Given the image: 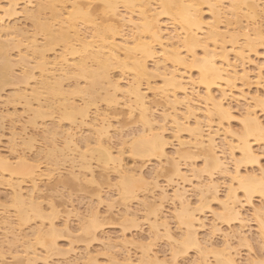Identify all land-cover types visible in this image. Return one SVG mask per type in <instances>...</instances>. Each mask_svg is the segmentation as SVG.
<instances>
[{"label":"bare ground","instance_id":"1","mask_svg":"<svg viewBox=\"0 0 264 264\" xmlns=\"http://www.w3.org/2000/svg\"><path fill=\"white\" fill-rule=\"evenodd\" d=\"M9 4L13 7L5 11ZM19 19L29 21L32 30L19 26L17 22ZM127 28L128 31L125 32ZM56 47L60 48V52L49 57V52L55 51ZM259 48H263L264 55V0H0V97L4 86L15 88L12 91L17 94L16 98L24 100L23 110L32 115L28 122L34 127L37 119L50 117L55 110L56 115L69 121L71 125L67 128L58 125L59 119L56 125L55 123L50 125L52 128L48 125L49 128H46L44 125L46 129L43 137L41 138L42 133L39 137L47 143L48 137L46 139L44 134L45 132L49 136L51 134L50 140L54 143H50L49 153L52 157L55 151L62 156V147L64 152L66 150V153L71 154L67 153L70 155L67 158V154L63 153L67 156L64 160L70 161L68 163L70 168L67 171L73 178L67 177L68 181L66 178L65 181L62 177L60 184L67 185L66 183H74V179L79 180L82 170L93 177L91 161L94 159L98 163L96 167L99 165L102 169L110 168L118 178L117 195L122 200L119 201L123 203V205L120 203L124 208L122 212L120 211L123 221L138 215L136 211H129L127 201L140 198V205L147 212L146 217L149 214L152 217L149 223L151 236L156 237L163 229V235L177 244L179 242L173 237L163 219V204L168 201L173 204H171L173 217L182 226V243L197 250L201 255L200 264H241L242 259L239 261L237 259L239 252H236V246L233 247L230 241L235 236L248 245L249 239L244 234L245 230L244 232L242 230L243 224L235 231L236 233L226 235L221 249H214V262L209 261L207 253L213 246L209 238L202 239L197 233L198 229L204 227V219L200 217L201 212L199 213L201 207H193L187 193L189 187L195 190L197 202L200 204L203 201L206 204L208 197L218 201L220 209L214 212V218L226 223L230 221L242 223L245 220L241 213L242 204L251 206L252 197L258 196L261 203L257 207L252 206V215L257 224L258 236L264 241V196L261 195L259 175L253 169L245 174L241 171L237 174L236 171L237 161H240L241 168L252 166L253 159L257 163L259 151L257 147L255 148L256 145L263 146L264 149V121L256 111L258 109L264 114V93L253 94L249 90L250 84H253V81H250V71L255 70L253 72L255 82L258 84L256 86H259V80H264L263 64L260 62V65L253 67V56L259 55ZM13 51L16 58L11 56ZM16 68L19 71L17 75ZM116 69L120 73L118 79H114V74H111V71ZM71 79L75 83H72L73 88L69 91L65 88V81ZM81 79L84 82L83 87L78 84V80ZM157 79L161 81L160 86L155 83ZM238 80L239 86L236 84ZM19 84L23 85V88L16 89L20 87ZM250 92L253 95H249ZM147 93L152 94L154 99H148ZM72 94L80 96L82 104L72 101L70 99L73 97ZM234 96L236 102L242 101L240 116H235L240 121L236 127L238 130L229 124V120L234 118L229 99L232 100ZM98 99L105 102L108 107L117 105L118 108V105H121L127 109L128 117H135L134 119L141 124L136 139L130 137L128 153L134 160L148 158L146 161L149 162V158L154 157L158 161L157 165L165 169V174L170 175L169 182L167 181L170 184H165L171 185L170 194L165 185L162 186L156 181L157 174L153 173L156 175L154 177L147 173L150 179L145 175L144 163L126 167L122 162V150L114 153V146L109 143L108 129L111 125L108 120L109 114H105L107 110H103L102 113V110L100 112L96 107L93 113L89 114L91 105L95 106ZM156 105L161 108L158 109L161 114L156 112L158 116L160 115L156 116L158 119L153 114ZM3 117L0 113V121ZM190 118L193 119L192 124L189 122ZM166 122L172 125L169 128L170 132ZM81 127L85 128L82 132ZM166 131L170 133L167 137ZM181 132L188 134V138L180 137ZM20 135L17 132L11 133L12 141L22 139L21 144L25 146V150L33 149L35 138L30 135L26 140L23 134ZM57 135H62L58 140L63 138L60 140L62 147L58 144L60 149L55 144L54 138ZM169 136L176 141L172 155L182 159L202 157L200 171L207 174L206 180L198 181L197 178L200 179V176L197 175L199 176H196L197 183L192 184L191 178L184 172L186 169L183 171L178 157L175 158L171 151H166L167 146L172 144H169L171 141ZM125 138L121 139L120 145L130 141ZM50 140L48 139L49 142ZM40 149L44 148L40 147L39 151L37 150L38 155L36 154L35 159L43 158V154L42 157L39 155ZM223 149L227 150L228 154ZM12 151L15 152L16 149L13 148ZM18 152L11 156L13 159L0 152L2 154L0 183L7 184L12 190L11 201L14 203L15 211L13 216L15 215L19 226L28 221L29 213L32 211L37 215L33 214L35 218L41 217L40 219L44 220V215L47 217L40 208L41 204L39 207L36 202L37 197H40L39 192L43 190L39 182L44 177L47 180L51 179L54 176L51 174L57 169L53 171L50 167L48 162L50 155L48 157L44 153L46 158L48 157L46 162L48 166L40 168L41 165L36 164L29 156L28 158L24 151ZM39 158L37 161L41 163ZM60 160L59 157L58 161ZM159 166L154 169H158ZM258 169L260 171L259 167ZM214 172H219L227 180L222 198L218 195L221 185L212 179ZM241 178L246 179L242 182ZM147 179L151 180V190H148V187L143 188L149 182ZM26 183L28 189L23 191ZM138 190L140 197L137 194ZM237 190H241L243 201L238 197ZM140 192L146 193L142 195ZM112 203L109 204L111 209L114 206ZM51 207L54 208L53 205ZM29 209L32 211L29 212ZM8 215L10 216L9 213ZM8 215L2 216V223L11 229V242L22 239V246L19 245L22 250L19 255L17 250V254L12 256L17 258L14 260L20 261V264H37L38 259L46 261L49 257L40 256L35 244L45 250L46 256H49L48 250L49 253L55 250L59 252L53 240L55 224L49 222L44 228V221L40 222L33 232L35 238L30 239L31 233L26 232H23L25 236L18 238L17 233L13 232L15 228L11 226L12 215L10 218ZM99 218L98 213L93 212L88 226L81 225L79 228L92 240L99 239L95 234V230L102 224L99 223ZM64 226L67 228V223ZM216 231L217 224L211 223L209 235L213 236ZM21 233L20 236L23 234ZM124 235L123 232L122 237ZM105 239L109 240L108 237ZM21 242L19 240V243ZM127 242L132 243L122 238L118 243L115 242V245L107 242V246L116 248L117 245ZM146 245L141 241L136 245L141 251L136 261L132 260L129 254L120 253L123 255L121 257L123 264H159L157 254L150 253ZM175 255L176 252L173 253L174 257ZM113 256H110V261L116 263L117 257ZM244 258L246 264H261L258 257ZM87 260L89 261V258Z\"/></svg>","mask_w":264,"mask_h":264},{"label":"rangeland","instance_id":"2","mask_svg":"<svg viewBox=\"0 0 264 264\" xmlns=\"http://www.w3.org/2000/svg\"><path fill=\"white\" fill-rule=\"evenodd\" d=\"M205 14H206V12H205ZM17 22H18L19 26H21L23 29H26L29 31L32 30V26H31L29 21L19 19V20H17ZM125 29H124V31H125ZM84 30H85V28H84ZM127 31H128V28L125 32H127ZM262 49L263 48L258 49V51L260 53L258 52L259 55L257 54L258 55L257 57L255 55L253 56V60H254L253 61L254 64L252 62L253 67H254V65H258L260 62H261L260 64L261 65L263 64V66H264V55H262ZM14 52L15 51L11 52L12 53L11 56H13L12 58H16V57H14L15 55H13ZM59 52H60V48L56 47L55 51L49 52V57H53L54 53L57 54ZM263 53H264V50H263ZM255 61H256V63H255ZM252 64H251V67H252ZM263 66H262V68H263L262 70L264 73V67ZM16 69H15V73L17 75V74H19V71H18V69L17 70ZM251 69H253V68H251ZM118 71H119L118 69L111 71V74H114V76H115L114 79L115 78L118 79L120 77V75H119L120 73H118ZM193 71L191 73H193V75H194L195 71L194 72ZM253 71L255 72L254 69L252 71H250V75H251L250 81H253V84H250L251 86H250L249 90L253 94H255L257 92L259 94H263L264 93V87H263L264 86V84H263L264 80L262 81V79H261L262 82L259 80L258 83H260V84H259V86H256L258 84H256V82H255L256 80H255ZM36 74H37V72H36ZM117 76H118V78H117ZM128 77H130V75H128ZM65 83L66 84L70 83L68 86L65 84L66 90L68 89L70 91V89L73 88L72 83H75V81L71 79V80L65 81ZM155 83H157L158 86L161 85V81L159 79L155 80ZM78 84L80 87L81 86L83 87L84 86L83 80L82 79L78 80ZM236 84L237 85L240 84V81L238 80L236 82ZM143 86H145V85L143 84ZM17 88L21 89V88H23V85H20V87L19 86L16 87V89ZM13 89H15V88H13L11 86H4L3 91L1 92L2 97H0V113L4 117L0 121V123H1L0 124V152L2 154H4V156L6 155L7 157L12 158L11 156H13V154H16L15 153L16 151H19L20 153H22L24 151L25 155L27 154V157L29 156L31 158V160L36 161V164L38 163L39 165H41V166H39L40 168L48 166L46 162H47V159L50 155L52 158V159L50 158V161L48 160V162L50 163V167L53 168L52 169L53 171L55 169H57V170H55L56 173L54 172V174H51V176L54 175L51 179L47 180L44 177V178L40 179L41 181L39 182V186H41L40 188H42L43 190L41 192H39L40 197L39 198L37 197L36 202H38L39 207L41 204L40 208H42V211L46 213L47 217L44 215V218H45L44 220L43 219L41 220L40 219L41 217L35 218V216H37V215L32 210L29 209V212L32 211V213H29L30 217H29L28 221H26L25 223H22L19 226H18V222L15 219V215L13 216V212H15V211H14V206H13L14 203L12 204V201H11V200H13V198L11 196V195H13L12 190H11V188H9V186L7 184L4 183L6 185L5 186L4 184L0 183V255H1L0 256V264L1 263L2 264L3 263L4 264H20L19 263L20 261L14 260L17 258H13L12 256L16 253L17 250H18L17 251L18 255H19V252H21V250H22L21 249L22 248L21 247L22 246L21 240L22 239L21 238L19 239L21 243H19V240H18V242H13V241L11 242V239H12L11 234H10L11 229L9 230L10 227L7 228L8 226L4 225L2 223L4 215H6V217H7L8 213L10 214V216L12 215L11 216L12 218H10L9 215L8 216L10 218V221L12 220V222H13L12 223L13 225L11 224V226H13L15 228V230L13 228L12 229H13V232L15 231L14 233H17L16 236H18V238L22 237L25 234L23 232L31 233L30 237H29L30 239L35 238V234L33 232L35 231V229H37L38 225L41 224L40 222L44 221V223H43L44 228L47 226V224H49V222H52L53 225L55 224L54 227H56V229H55V232L53 235V240H54L55 246L59 252L57 253L55 250L52 252L50 251V253H49V250H48L47 253L49 254V256H46L45 250H43V248L40 247L38 244H35L36 251L40 254V256H42L43 258L49 257V258H47L46 261L38 259L37 264H74V263L75 264H82V262H84V264H89V263L90 264H112V263L113 264H123V260L121 257L125 254H129L131 259L134 261H136V259L139 258L141 251L138 248V246H136V245L138 243H140V241L144 242L145 244L148 245L147 248L150 249V253L152 252V254L153 253L157 254V257L159 258V264H200L199 261H200L201 255L198 254L197 250L194 247L185 246V244L182 243L183 239L181 237L182 236L181 233L183 232V230H182V226H180V224L177 223V220L173 217V215L171 213V209H172L171 206L173 205L172 203H169L168 201L164 202L162 214L164 215L163 219L166 221L167 226L170 229L171 234L177 240V242H179L177 244H175L173 241L169 240L168 238H166L165 235H163L164 234L163 229L160 230L161 231L160 234H158L156 237L151 236L152 233L150 232L149 223H150V221H152V217L150 214L146 217L147 212L144 211L145 210L144 207H141L140 201H139L140 198H139V200L136 198L135 199L133 198V200L131 199V201L130 200L127 201L128 204L127 203L126 204L129 208V211L130 212L136 211L135 213L138 215H136L134 218L133 217L127 218L128 221L127 220L123 221V217L120 216L121 212L124 210L123 206L121 207V205H123V203H121L122 200H120L119 196L117 195L118 185H116V183H118L117 182L118 178H117L115 172L113 170H111L110 168L109 169H104V168L102 169V167H100L99 165H98V167H96L98 164L96 162V160L94 161V159H93L94 162L91 161L92 165H93L92 166L93 177L91 175H88L85 171L82 170L80 173L82 176L80 177L79 180L74 179V181H75L74 182L72 179V181L74 183H71V184L66 183L67 185H65L63 183L60 184L59 182H60V179H62V177H64L65 181H66V179L68 181L67 177H69V179L73 178V176H71L69 174V172L67 171V170H69L68 168H70V165L68 164V163H70V161L68 162L66 160L67 161L66 162L64 160L65 157H67V156H68L67 158H69V156L71 154L69 152H67L68 154H70V155H68L66 153V150L64 152V148L61 146L62 145L61 141L63 138L61 137V139L59 138V140H58V137H60L62 135H59V136L57 135V136H55L54 139H55V144H57L56 145L57 148L59 147L58 149H60V146H61L62 152L64 154H67V156H64L62 153V156L64 158L62 156H60L61 153L59 154L58 151H55L53 153V157L49 153L51 150L50 143L53 141V140H50L51 134H50V136L46 132L44 134V135H46L45 138L47 139V137H48L50 142L47 139V143H45V140L41 139V138L43 137V133L45 131L44 129L49 128L48 126H50L53 123H55V125H56V123L59 120L60 121H59L58 125L59 126L61 125L60 126L61 128L62 127L67 128V126H70L71 124H69V121L63 120L64 118L62 119L61 116L56 115L57 110H55L56 113L54 112L53 114L50 115V117H46L44 119H37L36 126L35 127L32 126L28 122V119L32 115L30 113L28 114L26 111L23 110L24 100L22 98H16L17 94L16 95L14 94L15 92L12 91ZM251 92L249 95H253ZM71 96H73V97H70V99H72V101H76L75 103L78 102L79 104H82V101L80 100V96H78L77 94H72ZM235 97L236 96H234V98H231L232 100L229 99V101L231 102L230 104L233 107L232 112L234 111L233 112L234 118L233 119L231 118L229 120V122H230L229 124L232 126L233 129L235 127V130H238L236 127L239 126L238 123H240V121L235 116H238V117L240 116V112H241L240 107H242V103H241L242 101L237 100L238 102H236ZM147 98L148 99L150 98L151 100L154 99L153 95L150 93H147ZM98 100L96 101L95 106L91 105L89 114L91 115L96 107L99 108L100 112L102 110V113H104L103 110L104 111L107 110V113L105 111V114H109L108 120H110V125H111V127L108 129V136L110 137L109 143H111L110 144L111 146H114L113 147L114 153L117 150L121 149L123 152V154H122L123 156H121L122 162L125 163L126 167H128V166L130 167L131 165L134 166L135 164L140 165V164L144 163L143 164V171H145L146 176L149 175L147 173H151L150 175L155 177L156 175H153V173H154V174H157V176L155 178H157L156 181L159 184L164 186L166 183H168L169 182L168 179L170 178V175L168 173L165 174V172H166L165 169H161L160 166L157 165L158 161L156 159H154V157L149 158V162H147L146 160L148 158L147 159L135 158V160H134V158H132L130 156V153H128L129 152L128 149L130 147V142H131L130 137L132 139L134 138V140H135L136 134L139 131L138 128H141V124L138 123V121H136L137 119L135 120L134 119L135 117H133V118L128 117L127 116L128 114L126 112L127 109H125L124 107L122 108L121 105H118V108H117V105L112 106V107L111 106L108 107V105L106 106L105 102L101 101L100 99H98ZM155 100H157V98ZM233 100H234V102H233ZM108 108H110V109H108ZM159 108H160V106H157V108L155 107L153 110V114L155 117L158 116L159 113L161 114V112H159V110H161V108L160 109ZM122 109L123 110L125 109V110L123 111ZM108 110H109V112H108ZM121 110H122V112H121ZM237 110H239V111H237ZM118 111H119V113L116 114V112H118ZM256 111H257V114L260 117H262V120L264 121V114L259 112L258 109ZM156 112L158 114H156ZM197 112H199L201 114L200 111H197ZM56 116H58V117H56ZM110 116H111V118H110ZM57 119H59V120L57 121ZM78 120H79V118H78ZM189 122H190V124H192L193 119L190 118ZM44 125L45 126L48 125V126L45 128ZM168 125H169V123H167V125H166L168 130H169L170 126H172V125L171 124L169 126ZM22 126H23V128H22ZM24 126L26 127V129H24ZM72 126H75V124H72ZM50 127L52 128V126H50ZM81 128H83L82 130H80L81 132L83 130H85L84 127H81ZM20 129H21V132H20ZM23 130L24 131L26 130V132L28 134H26V132H23ZM76 131H78V129ZM13 132H15V133L17 132L18 135L23 134V138L26 137V140H27V136L29 137L31 135V137H34L35 142H33V145H32L33 149L25 150V146L21 144V143H23L22 139L19 140V138H18L16 140H14V142H13L11 139L12 138L11 133H13ZM84 132L86 133V131H84ZM134 132H135V134H133ZM167 132L168 131L165 132L166 137H167V134H170L169 133L170 130L168 133ZM41 133H42V136H41V138H39ZM24 134L26 136H24ZM132 136H134V137H132ZM183 136H186L188 138V134L186 135L185 132H181L180 137H183ZM118 137L119 138L121 137L120 141H119ZM127 137H129V138H127ZM166 137H165V139H166ZM124 138L127 140L129 139L130 141L129 142L126 141V143L124 145H120L121 144L120 142L122 140H124ZM168 138H170L171 141H169V139H167V141H169V144H171V143L172 144L167 146L166 151H168V152L171 151V155H172L173 148H174V146H176V141H174L175 139L174 138L172 139V137H170V136ZM183 139H185V137H183ZM41 140H43V141H41ZM57 140L59 141L58 143H57ZM117 141L119 142L118 144H117ZM173 141H174V144H173ZM48 142H49V145H48ZM53 143H51V144H53ZM13 144H15V145L13 146ZM58 144L59 145L61 144V145L59 146ZM12 147L16 149L15 152L12 151V149H13ZM40 147L44 148V149H40V152H39V155L41 154V157L43 154V158H41L42 161L38 157L41 163H39V161H37L38 158L35 159L38 155L37 152L39 151ZM49 147H50V149H49ZM52 147H53V145H52ZM256 147L259 151L257 163L253 164L250 167L242 166V170H241L242 174H245L246 172H251V170L253 169L254 172L257 175H259L260 171H259L258 167L260 168V158L264 157V149H262L263 146L256 145L255 148ZM10 148H12V149L10 150ZM123 148H124V151H123ZM222 148H224V147L222 146ZM46 149H49V150H46ZM225 149H227V148L225 147ZM41 150L42 151L44 150V152H41ZM45 151H47V152H45ZM224 151L226 154H228L227 150H224ZM57 152H58L59 157L61 159L60 162L58 161L59 157L57 155ZM44 153L46 154V156L48 155L47 158H46ZM74 154H75V156L77 155L76 153H74ZM168 154L170 155V153H168ZM32 156L34 157L33 159H32ZM173 157L176 158L178 156L174 155ZM180 158L178 157V161L180 162V165H182L181 167H182L183 171L186 169L184 172L188 177L191 178L192 184L197 183L196 182L197 180L198 181L199 180H203V181L206 180L207 174L201 173L202 171H200L202 169V164H203L202 157H200V156L196 157L195 156L194 158L192 157L193 159L192 158H186V159L183 158L182 159V157H180ZM133 160L135 163L133 162ZM30 162H33V161H30ZM162 164L163 163H161V165ZM54 165H56V167H54ZM158 166H159L158 169H154V168H157ZM230 167H231V164H230ZM194 168H195V170H194ZM157 170H159V172H157ZM198 171H200V174H198ZM158 173H159V175H158ZM194 173H195V176L193 177ZM80 174H79V176H80ZM197 175L200 176V179L197 178V177H199ZM106 176H108L107 178L109 180H107ZM223 177L224 176L222 174L220 175L219 172H217V173L214 172L213 176H212V179L216 182L218 181L217 183H219L221 185L220 189H219V193H218L219 197H221V198H222V196H224L225 191H226L225 189L227 187V180H225V178H223ZM148 178H149V176H148ZM171 178L173 180H176L174 177H171ZM196 178H197V180H196ZM149 179H147V181H149V182L147 183L146 186L143 187L144 189H145V187L146 188L148 187L147 188L148 190L152 189V186L150 185L151 180H149ZM27 183L24 184V186L22 185L24 188L23 191H26V189H28ZM168 184H170V183H168ZM150 187H151V189H150ZM143 188H142V191L144 190ZM166 188H167L168 193L170 194V192H172L171 185L166 186ZM190 188L191 187H189V191H188L189 193H187V195H188L187 198L190 199L189 202L192 200L191 204L193 207H195V206L196 207L199 206V208L201 207V211H199V213L201 212L200 217H202V219H204L203 220L204 227L197 230L198 236H200V238H202V237L209 238V241L211 242V245L213 246V249H211L207 253V258L209 261L214 262L215 250H218V248L221 249L226 235L227 234H233V232L236 233L235 231L239 230V226H241L242 224L244 226L242 228V230H243V232L245 230L244 234L249 239V242L247 243L248 245H246V243L244 244V242L239 241L238 238L235 236L232 237V240L230 241V242H232L231 244L233 247H234V245L236 246L235 247V249H237L236 252L237 251L239 252V253H237L239 255V256L237 255L238 261L241 258L242 260H240V263L246 264V261L243 260V258L244 257L247 258V256L248 257L255 256V257L259 258L258 259L259 261H261V262L264 261V241L261 239V237L258 236V232L256 229L257 224L255 223L256 221L254 220V217L252 215V208L254 206L257 207L258 205H260L259 203H261V199L258 196L254 195L252 197V205L251 206H249L247 204L246 205L242 204L243 206L241 208V213H242L243 219H245V220H243L242 223L240 221H230L229 223H226V222H221V221L217 220L216 218H214L215 217L214 212H218L220 209L219 205L217 203L218 201H215L211 197H208L206 204H204V201H203V203H201L202 204V206H201V204L197 202L196 191L193 190L192 188L191 189ZM10 192H11V194H10ZM141 192H140V194H142V195H143V193H146V192H143V193H141ZM137 194L140 197L139 190L137 191ZM237 194L239 195L238 197H240V200L243 201L244 197L242 196L241 190H239V191L237 190ZM142 195H141V197H142ZM138 201H139V203H138ZM111 202H113L112 206L114 205L112 207V209L109 207V204H111ZM120 203H121V205H120ZM51 204L53 205L54 208L51 207L52 206ZM122 208H123V210H122ZM52 209H53L54 213L52 212ZM55 210H56V212H55ZM93 212L98 213V215L100 217L99 223L100 224L102 223V224L99 228H97L95 230V234L97 235V237L99 239H93L92 240L89 236H87L84 233V230L82 231L79 228L81 227V225L85 226V227L88 226L89 221L91 220V214ZM55 213H57V215ZM33 216H34V218H33ZM132 219H135V220L132 221ZM132 222H133V224H132ZM65 223H67V228L64 226ZM211 223H216L218 226V231H216L213 234V236L209 235V231L211 229ZM245 225H246V228H245ZM5 228H7L8 230ZM21 231L23 234L21 233ZM19 232L22 234L21 236L19 235L20 234ZM123 232L125 234L124 237H122ZM27 237H28V234H27ZM107 237L109 238V240L105 239ZM121 237L125 238L127 241H130L132 243L129 244V242H127V243L120 245V246L117 245L116 248L115 247L109 248L107 246V242H110L111 245L114 243V245H115L116 243H118V241H120L122 239ZM205 240L208 241V239H205ZM19 245H21V246L19 247ZM249 247H251V248H249ZM175 252H176V255L174 257L173 253H175ZM86 253H87V255H86ZM120 253H123V255L121 256ZM248 253H250V254H248ZM110 256H113L114 258L117 257L116 260H118V261L116 263L110 261L111 260ZM87 258H89V261L87 260ZM21 264H24V263H21Z\"/></svg>","mask_w":264,"mask_h":264},{"label":"snow or ice","instance_id":"3","mask_svg":"<svg viewBox=\"0 0 264 264\" xmlns=\"http://www.w3.org/2000/svg\"><path fill=\"white\" fill-rule=\"evenodd\" d=\"M13 6L11 4L8 5V8L5 9V11H8L12 8ZM252 163H256V160L253 159L251 161ZM242 170L241 168V163L240 161H237V174H239V172ZM246 178H241V181L243 182V180ZM259 180H260V186H261V195L264 196V157L260 158V172H259ZM245 191H247V189H245ZM261 264H264V261L261 262Z\"/></svg>","mask_w":264,"mask_h":264}]
</instances>
